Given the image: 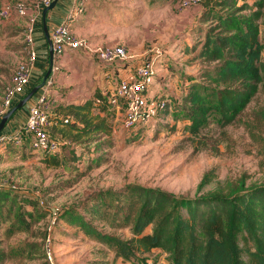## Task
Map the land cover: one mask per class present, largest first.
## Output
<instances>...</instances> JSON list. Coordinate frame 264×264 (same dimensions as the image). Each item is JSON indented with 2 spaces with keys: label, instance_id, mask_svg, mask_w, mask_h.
I'll list each match as a JSON object with an SVG mask.
<instances>
[{
  "label": "rangeland",
  "instance_id": "1",
  "mask_svg": "<svg viewBox=\"0 0 264 264\" xmlns=\"http://www.w3.org/2000/svg\"><path fill=\"white\" fill-rule=\"evenodd\" d=\"M179 1L84 0L85 12L71 23L73 33L93 46H125L134 62L147 56L157 59L153 92L160 91L170 104L159 114L154 128L124 129L120 113L111 108L104 113L95 105L108 85V68L84 52L71 54L72 66L61 67L59 72L71 75L74 83L62 91L65 103L58 101L53 108L93 102L89 117L95 122L106 118L110 134L100 133L72 143L67 134H78L71 132V126L50 125L49 133L62 146L58 154L34 152L29 144L10 145L2 152L0 176L19 188L20 197L26 198V211L33 212L34 206L40 214L47 211L48 215L33 226L29 235L6 237L8 226H1L0 248L13 256L0 260V264H131L116 258L107 246L69 226L61 217L67 208L79 207L99 192L142 186L193 199L242 179L247 186L264 184V84L234 123L222 124L215 114L198 136L190 130L192 121L185 102L189 89L195 83H206L205 73L213 71L217 64L199 57L211 26L203 20V0L189 9L180 8ZM254 1L248 0L250 5ZM28 25L27 18L0 20V107L14 70L28 60ZM261 64L264 66V55ZM54 158L60 159L61 166L51 165ZM209 172L215 179L199 193L198 187ZM93 204L91 201L88 206ZM84 208L85 205L82 214L92 220ZM53 209L60 211L55 224L50 213ZM110 220L92 222L102 233L123 239L132 237L129 228L113 227ZM151 231L149 228L147 233ZM22 249L27 250L23 256L19 252ZM30 250L33 253L29 255ZM147 258L154 264H171L162 251Z\"/></svg>",
  "mask_w": 264,
  "mask_h": 264
},
{
  "label": "trees",
  "instance_id": "2",
  "mask_svg": "<svg viewBox=\"0 0 264 264\" xmlns=\"http://www.w3.org/2000/svg\"><path fill=\"white\" fill-rule=\"evenodd\" d=\"M202 3L203 20L211 26L199 57L217 66L205 73L206 83L190 87L185 100L194 136L206 128L215 114L220 116L222 124L234 123L264 84L261 64L264 0H256L252 5L248 0H203ZM98 98L104 99L98 107L108 112L105 98L101 94ZM92 109L93 102L56 108L52 127L71 126V132L78 134H67L66 138H71L72 143L100 133L110 134L111 126L106 118L95 122L89 117ZM29 142L27 139L24 145ZM61 164L60 159H52L51 165ZM214 179L213 172L207 173L198 187L199 193ZM20 196L11 191L0 192V228L7 224L6 237L31 234L33 226L48 215L47 211L40 214L33 205V212L26 211V198ZM91 201L94 204L89 207ZM82 205L92 220L82 214ZM82 205L67 208L61 217L69 226L107 246L116 258L131 264H148L147 257L155 251L165 253L171 264H264V184L247 186L242 179L193 199L157 188L129 186L123 191L99 192ZM95 219L103 223L111 219L113 227L129 228L132 237L123 239L102 233L93 224ZM149 228L151 233H147ZM19 252L23 256L27 250ZM11 253L0 248V260L12 258ZM32 253L30 250L29 255Z\"/></svg>",
  "mask_w": 264,
  "mask_h": 264
},
{
  "label": "built area",
  "instance_id": "3",
  "mask_svg": "<svg viewBox=\"0 0 264 264\" xmlns=\"http://www.w3.org/2000/svg\"><path fill=\"white\" fill-rule=\"evenodd\" d=\"M52 2L53 0H19L0 8V20L14 17L29 20L26 30L28 60L20 63L13 72L11 86L6 89L0 107V122L29 94L33 80L40 79H35V70L40 59L36 37L40 32L44 33L43 10ZM199 3L201 0H182L180 8L189 9ZM84 12V0H70L64 18L49 30L54 51L52 73L32 98L34 103L29 107L24 124L14 132L4 130L0 134V155L10 145L22 147L27 139L30 140L29 145L34 152L51 156L60 152L62 148L60 141L48 131V127L54 125L52 112L55 97L52 89L55 86L54 74L60 71L56 62L72 52H84L95 58L100 66L113 69L114 76L107 75L108 85L102 89L101 95L109 108L120 113L121 125L124 129L154 128L159 114L167 108L169 101L161 95V92L157 94L153 92L157 77V59L147 56L141 62H134V57L125 46H93L88 40L77 37L72 31L71 23ZM43 58L49 61L50 54L48 52L43 54ZM103 100L97 98L95 104L100 106ZM5 190L20 193L15 184L0 176V192ZM59 212V209L51 211L52 224H55Z\"/></svg>",
  "mask_w": 264,
  "mask_h": 264
},
{
  "label": "crops",
  "instance_id": "4",
  "mask_svg": "<svg viewBox=\"0 0 264 264\" xmlns=\"http://www.w3.org/2000/svg\"><path fill=\"white\" fill-rule=\"evenodd\" d=\"M17 1H19V0H0V8H1V6H4L5 4L14 3ZM69 3H70V0H59L56 8L53 11L49 12L48 18H47L49 30H51L52 27H54L60 20H62L64 18V15L68 10ZM14 18H16V17H14ZM14 18H11V20ZM36 38H37V40H36L37 41V49L40 53V59L37 63V67L35 70V79H39V78L40 79H39V81L33 80V82L30 85V89H34L36 86L40 85L43 82V79L46 76V73H47V71L49 69V65H50V58H49V61H47L46 59L43 58V54H46L47 52H48V54H50L49 53V45H48V41L46 39L45 34L40 32ZM73 53L77 54V52H72L71 54H73ZM71 54H68L67 56H65L64 58H62L61 60H58L56 62V64L59 65L60 69H61V67L63 68L65 66H68V67L72 66L71 65L72 63L70 64V61H69ZM107 75L114 76V73L111 69H108L106 74H105L106 78H107ZM54 79H55V86L53 87L52 94L55 97V103H57L58 101L59 102L64 101L63 103H65L66 100L65 99L62 100V98H63L62 91L66 90L67 88H70V85H72L74 83L73 79L71 78V75H69L67 73L63 74L62 72H56L54 74ZM59 85H60V87H58ZM71 87H73V86H71ZM70 97H71V95L67 96L68 101L71 100ZM33 103H34V100L32 99L24 109H22L16 113V115L8 122V124L5 128L6 132H10V131L14 132L18 128H20L21 125L24 124V122L27 118V115H28L29 107ZM70 105H71V103H70ZM72 105H76V104L72 103Z\"/></svg>",
  "mask_w": 264,
  "mask_h": 264
},
{
  "label": "water",
  "instance_id": "5",
  "mask_svg": "<svg viewBox=\"0 0 264 264\" xmlns=\"http://www.w3.org/2000/svg\"><path fill=\"white\" fill-rule=\"evenodd\" d=\"M58 2H59V0H53L51 5L43 10V29H44V34L46 36V39L48 41L49 53H50V65H49V69L46 73V76L44 77L43 82L39 86H36L34 89H32L24 99H22L12 110H10L3 117V119L0 122V134L5 130L10 119L18 111L22 110L32 100V98L38 93L40 88L44 85V83L50 77V75L52 73L53 63H54V51H53V44H52L51 38H50V31H49V27H48V23H47V18H48L49 12L53 11L56 8Z\"/></svg>",
  "mask_w": 264,
  "mask_h": 264
}]
</instances>
